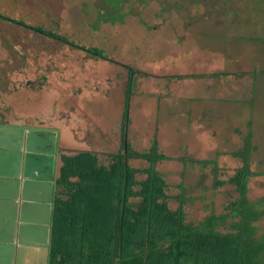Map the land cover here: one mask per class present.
<instances>
[{
  "label": "rangeland",
  "instance_id": "1",
  "mask_svg": "<svg viewBox=\"0 0 264 264\" xmlns=\"http://www.w3.org/2000/svg\"><path fill=\"white\" fill-rule=\"evenodd\" d=\"M111 2L123 5L116 10ZM110 11L117 19L102 18ZM0 14L30 26L54 30L72 43L101 49L109 57L108 60L91 58L71 44L41 37L0 18V120L18 117L21 112L28 113V109L34 114L40 113L47 105L50 108L47 116L51 120L66 118L76 137L83 139L87 135L91 137L87 140L99 143L97 139L103 129L107 136L100 141L106 152H119L122 147L119 121L128 66L141 73L135 74V96L130 104L131 124L127 139L133 142L134 148L141 149L145 146L138 145L144 144L145 139L135 138L132 126L134 120L141 126L149 113H133L135 97L156 102L170 94L171 77L165 74L170 73H167V63L171 56L178 58L189 46L191 50L183 54L185 61H195L196 50L201 49L223 62L229 52L235 56L232 37L245 35L239 26L245 29L250 23L256 33L264 35V0H0ZM226 37L232 45L229 50L223 44ZM173 91L181 96V90ZM177 100L183 101L181 97ZM138 106H141L139 102ZM167 119L168 115L160 122ZM262 121L264 126V118ZM85 130L89 132L85 134ZM91 144L93 148L98 147ZM263 148V154L257 156V160L249 161L259 176L251 179L247 194L248 201L255 203L260 211L264 210ZM103 159H106L104 153ZM130 164L134 168L149 165L145 160L135 159ZM241 164L237 161L223 163L211 174L209 171L202 174L198 167V170H191V175L185 178L188 222L200 224L211 215H225V223L219 228L225 233L233 220L240 219L237 214L228 216V207L239 197L235 188L228 183L217 188L215 183L217 180L228 181L233 175L228 169L241 167ZM157 165L161 168L162 163ZM144 177L138 175L139 180ZM179 183L182 182L177 176L170 179L171 185ZM177 188L168 192L171 198ZM169 204L175 207L178 202L171 199ZM255 225L258 237L263 236L264 215Z\"/></svg>",
  "mask_w": 264,
  "mask_h": 264
},
{
  "label": "crops",
  "instance_id": "2",
  "mask_svg": "<svg viewBox=\"0 0 264 264\" xmlns=\"http://www.w3.org/2000/svg\"><path fill=\"white\" fill-rule=\"evenodd\" d=\"M249 25L245 29L239 26L245 35L232 37L235 56L229 52L220 62L215 55L200 49L196 50L195 61H185L183 54L191 50L187 45L186 50L179 51L178 58L171 56L167 63L170 73L165 75L171 77L170 94L156 102L135 97L133 113L141 115L143 111L149 115L141 126L135 120L131 125L136 132L134 137L145 139L144 144L138 145L145 147L134 149L145 151L157 140L161 152L171 158L160 162L162 166L157 170L164 175L168 192L178 187L174 200L186 193L185 178L191 175V170H198L196 167L202 174L208 171L211 174L223 163L237 161L242 167L246 161H255L263 154L264 35ZM224 40V48L229 50L230 40L227 37ZM215 70L226 72L213 73ZM174 89L182 91V102L177 100L180 97ZM49 110L46 105L40 113L24 111L18 117L0 120V264L50 263L54 199L62 155L94 151L102 157L103 153H116L102 149L100 138L107 136L103 129L99 132V143L87 140L91 138L87 135L81 139L72 132L66 118L51 120L47 116ZM123 113L124 99L120 129ZM166 115L169 119L160 122ZM129 143L134 145L131 140ZM238 168L228 170L234 174ZM175 176L182 183L171 185L170 179ZM178 206L179 203L172 208ZM187 208L186 205L185 212Z\"/></svg>",
  "mask_w": 264,
  "mask_h": 264
},
{
  "label": "trees",
  "instance_id": "3",
  "mask_svg": "<svg viewBox=\"0 0 264 264\" xmlns=\"http://www.w3.org/2000/svg\"><path fill=\"white\" fill-rule=\"evenodd\" d=\"M111 3L116 10L123 5ZM114 17L117 19L111 11L102 16L111 21ZM0 18L41 37L71 44L91 58H109L103 50L72 43L54 30L30 26L1 14ZM127 70L121 150L105 154V160L94 151L62 155L49 264H264V235L258 237L255 225L264 210L260 211L247 197L250 181L259 172L248 161L228 181L215 183L217 188L228 183L239 194L228 207V216L237 214L240 219L233 220L224 233L219 228L225 223V215H211L200 224L188 222L185 193L176 197L177 209L170 206V199L175 197L168 195L169 185L157 164L171 158L160 151L156 139L145 151L133 149L128 142L124 155L135 74L141 73L129 66ZM134 159L145 160L149 165L134 168L130 164ZM138 175L145 178L139 180Z\"/></svg>",
  "mask_w": 264,
  "mask_h": 264
},
{
  "label": "water",
  "instance_id": "4",
  "mask_svg": "<svg viewBox=\"0 0 264 264\" xmlns=\"http://www.w3.org/2000/svg\"><path fill=\"white\" fill-rule=\"evenodd\" d=\"M125 148H124V155L126 156V152H127V148H128V146H127V142L125 143Z\"/></svg>",
  "mask_w": 264,
  "mask_h": 264
},
{
  "label": "clouds",
  "instance_id": "5",
  "mask_svg": "<svg viewBox=\"0 0 264 264\" xmlns=\"http://www.w3.org/2000/svg\"><path fill=\"white\" fill-rule=\"evenodd\" d=\"M48 107V106H47ZM30 110L28 109V112H29ZM24 119H26V118H24ZM128 135V134H127ZM127 137L128 136H126V138H125V143L127 142V145H128V139H127ZM122 141H123V139H122ZM244 165V164H243ZM257 172V171H256Z\"/></svg>",
  "mask_w": 264,
  "mask_h": 264
}]
</instances>
